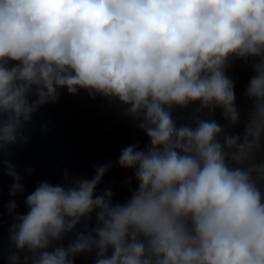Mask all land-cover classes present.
<instances>
[{"label": "clouds", "instance_id": "9594fccd", "mask_svg": "<svg viewBox=\"0 0 264 264\" xmlns=\"http://www.w3.org/2000/svg\"><path fill=\"white\" fill-rule=\"evenodd\" d=\"M234 61L254 73L244 111ZM65 89L118 106L147 143L25 195L36 169L14 157ZM115 167L132 173L123 203L100 188ZM2 175L7 264H264V0H0Z\"/></svg>", "mask_w": 264, "mask_h": 264}]
</instances>
